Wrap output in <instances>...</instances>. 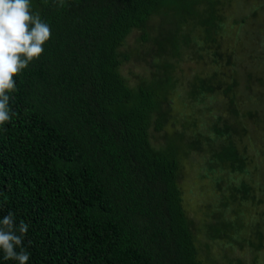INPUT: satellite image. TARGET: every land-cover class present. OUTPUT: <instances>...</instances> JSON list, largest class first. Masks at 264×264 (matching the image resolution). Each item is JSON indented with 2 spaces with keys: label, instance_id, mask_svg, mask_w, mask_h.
I'll return each mask as SVG.
<instances>
[{
  "label": "trees",
  "instance_id": "trees-1",
  "mask_svg": "<svg viewBox=\"0 0 264 264\" xmlns=\"http://www.w3.org/2000/svg\"><path fill=\"white\" fill-rule=\"evenodd\" d=\"M31 9L50 26L51 38L43 54L15 77L12 119L0 125V219L11 213L16 226L28 224L22 245L27 264H207L183 203L180 154L172 145L157 151L150 143L153 116L170 85L150 78L128 85L119 68L130 56L120 48L133 30L142 29L146 41L149 20L174 11L177 31L163 33L152 58L167 59V69L183 50H214L218 65L224 59L219 38L226 30L222 5L31 0ZM235 84H226L224 94L231 96ZM197 85L192 94L210 96L222 87L214 78ZM222 149L212 161L230 166L232 173L245 170L231 136ZM238 190L247 198L251 192L244 184ZM236 200L231 193L229 201ZM244 228L233 218L207 231L213 241L241 248L251 244ZM251 245L258 252L264 240ZM0 264L18 261L4 259L0 251Z\"/></svg>",
  "mask_w": 264,
  "mask_h": 264
},
{
  "label": "rangeland",
  "instance_id": "rangeland-1",
  "mask_svg": "<svg viewBox=\"0 0 264 264\" xmlns=\"http://www.w3.org/2000/svg\"><path fill=\"white\" fill-rule=\"evenodd\" d=\"M212 1L217 7L222 5L226 29L218 37L224 56L218 65L212 61L214 50L202 54L192 48L183 50L180 60L170 59L174 68L167 69V59L152 58L163 33L177 31L178 17L170 11L149 20L146 41L142 29L130 33L120 48L130 59L119 72L130 86L143 78L170 85L166 98L162 92L161 109L153 116L150 143L157 151L172 145L180 154L183 203L207 264H229L231 259L240 264H264V245L258 252L260 244L251 245L264 240V0ZM202 78H214L223 88L211 97L192 94ZM233 82L234 98L223 92ZM228 96L234 100L236 114L230 110ZM158 122L162 123L159 131L154 128ZM229 136L237 143L244 171L232 173L230 166L216 158L212 161L213 153L223 151ZM240 184L251 189L248 198L243 191L237 193ZM231 193L237 196V203L229 201ZM233 218L241 220L251 244L245 242L240 248L232 242L212 240L207 227Z\"/></svg>",
  "mask_w": 264,
  "mask_h": 264
},
{
  "label": "clouds",
  "instance_id": "clouds-1",
  "mask_svg": "<svg viewBox=\"0 0 264 264\" xmlns=\"http://www.w3.org/2000/svg\"><path fill=\"white\" fill-rule=\"evenodd\" d=\"M50 38L51 28L38 12H32L31 0H0V125L12 119L9 93L16 90L15 77L43 54V45ZM28 230L23 221L16 226L11 213L0 219L4 259L27 264L29 254L22 245Z\"/></svg>",
  "mask_w": 264,
  "mask_h": 264
}]
</instances>
